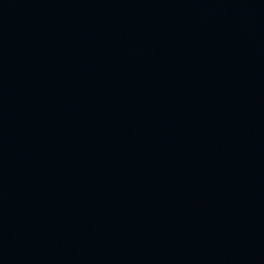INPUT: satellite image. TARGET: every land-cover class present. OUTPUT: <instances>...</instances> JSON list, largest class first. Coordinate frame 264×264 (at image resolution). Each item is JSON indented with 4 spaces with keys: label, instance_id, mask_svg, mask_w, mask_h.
Listing matches in <instances>:
<instances>
[{
    "label": "water",
    "instance_id": "1",
    "mask_svg": "<svg viewBox=\"0 0 264 264\" xmlns=\"http://www.w3.org/2000/svg\"><path fill=\"white\" fill-rule=\"evenodd\" d=\"M264 47V0H233Z\"/></svg>",
    "mask_w": 264,
    "mask_h": 264
}]
</instances>
